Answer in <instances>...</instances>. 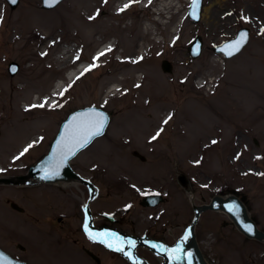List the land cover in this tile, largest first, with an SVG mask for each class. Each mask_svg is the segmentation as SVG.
<instances>
[{"label": "rangeland", "instance_id": "rangeland-1", "mask_svg": "<svg viewBox=\"0 0 264 264\" xmlns=\"http://www.w3.org/2000/svg\"><path fill=\"white\" fill-rule=\"evenodd\" d=\"M78 1L44 9L41 0H20L12 9L0 0V176L26 172L71 111L96 105L111 114L107 129L71 161L95 184V227L113 225L169 245L185 235L192 200L236 193L264 230V0H204L198 22L188 15L192 0ZM242 26L251 36L241 52L227 58L212 49ZM43 33L51 44L40 42ZM196 34L204 44L193 58L187 47ZM108 41L105 55H95ZM74 42L79 52L70 63L85 58L87 68L97 66L68 79L70 63L62 66L58 55ZM139 44L144 50L129 57ZM164 58L172 72L161 68ZM12 60L20 65L15 75L8 72ZM60 78L65 84L55 93ZM178 171L191 190L178 182ZM79 184H0V246L31 264H131L83 229L82 200L90 194ZM146 193L165 200L142 206ZM195 232L212 264H264V242L245 236L223 211H204ZM137 250L162 264L150 248Z\"/></svg>", "mask_w": 264, "mask_h": 264}, {"label": "water", "instance_id": "water-1", "mask_svg": "<svg viewBox=\"0 0 264 264\" xmlns=\"http://www.w3.org/2000/svg\"><path fill=\"white\" fill-rule=\"evenodd\" d=\"M10 4V7L12 9L16 8L20 0H17L15 4L11 3V0H7ZM63 0H59L58 3H56L53 6H49L45 0H41V7L45 9H51L56 7L59 3H61ZM202 7H203V0H199L198 4L194 7V0H192L188 15L194 22H198L201 19L202 14ZM193 12H195V16L193 15ZM241 34H246V38L240 47V50L238 52H234V55L239 53L244 46L248 43L250 39V28L247 26H242L238 29L236 35L228 40H225L219 44H216L212 47V49L216 52H222L226 57H232L228 56L226 54V51H222V49H226V47L230 44H232L234 41L240 38ZM203 37L200 34H197L194 36V38L191 40L190 44L188 45L187 49L189 54L195 58L197 57L203 48ZM231 50V49H227ZM12 68H15L16 71H12ZM20 65L17 61H10L8 64V72L11 75H15L19 71ZM161 68L166 72H172L173 71V63L167 59L164 58L161 61ZM91 112H100L103 113L106 117V123L105 127L103 129L102 134L106 131V128L108 126V123L110 121V113L105 110L102 107L96 106V105H89L81 108H77L73 111H71L67 117L62 121L60 128L58 130V133L54 137V139L51 142L50 148L46 154H44L41 158H39L34 163L30 164L28 167L27 172L21 173V174H15L10 176H0V184H13V185H36L41 182H60V181H78L81 183H84L88 186L90 196L85 204V220L83 224L88 225V229L94 233H109L113 234L109 236L108 238H100L103 239L105 244L108 246V244H112L113 249L122 248L123 251H119L122 253L132 264H151L145 257L141 256L137 251V246H131L126 242V238L134 240L137 245H143L150 247L152 250H154L156 253L163 256V264H212L210 263L204 256L196 238L195 233V226L198 223L200 216L202 212L206 210H219L226 212L229 217L234 222L235 226L244 234H246L249 238H254L260 241L264 242V230L259 228L257 222L254 220V218L251 216L250 211L247 207V204L243 201L242 198H240L235 193H227V194H220L216 193L212 196L211 200L207 203H201L197 204L194 200H192V206L194 210V216L191 220L190 224L187 226L186 233L183 237H180L177 239L175 243H173L170 246H167L163 244L161 241L156 239H151L146 236H136L132 234H127L124 231H122L120 228L110 225H104L101 227H95L93 224V214L90 208V201L95 196V184L79 172H77L71 165V160L74 158L82 149L86 148L88 145H90L93 140L101 136L102 134L95 136L92 138V140L89 141L87 145H85L83 148H79L75 155L68 156L67 160L64 161L62 164L59 161V148L58 145L61 142V137L68 134V131L71 130L73 124H74V118H80L83 116V114L91 113ZM136 155H139L138 151H135ZM145 157L143 156V159ZM58 169V175H53L50 178L45 179V173L52 172ZM177 180L178 182L186 189L191 190V183L188 176L183 171H178L177 174ZM165 200V197L160 193H147L145 194L142 199L140 200V204L143 206H156L159 203L163 202ZM11 206L19 211H23L24 208L21 207L16 202H11ZM230 206H236L238 208L237 213H233L229 211ZM105 217L107 220L111 222H116V218L110 214H105ZM245 225H250L253 229L252 232H248L245 228ZM185 236H187V239H185ZM153 245H156V247H153ZM177 245H181L182 252L180 253L181 256L184 258L178 261H174L170 258V255L168 252H163L161 249H173ZM87 252L97 261L100 262V258L91 250L87 249ZM127 253H131V257L127 255ZM191 254L190 257L187 254ZM0 264H29L27 261L17 259L13 257L11 254H9L6 250H4L0 246Z\"/></svg>", "mask_w": 264, "mask_h": 264}, {"label": "snow or ice", "instance_id": "snow-or-ice-1", "mask_svg": "<svg viewBox=\"0 0 264 264\" xmlns=\"http://www.w3.org/2000/svg\"><path fill=\"white\" fill-rule=\"evenodd\" d=\"M16 2L17 0H11V3L13 4H15ZM45 2L49 6H53L56 3H58L59 0H45ZM198 2L199 0H194V7L198 4ZM129 6H130L129 4H125L124 7L120 9V11H124ZM193 15L195 16V12H193ZM91 18H94V17H90V19ZM0 19H2V17H0ZM245 38H246V34H241L239 39L234 41L232 44L228 45L226 49H222V51H226V54L228 56H232L234 52H238L240 50V47L242 46ZM227 49H231V50H227ZM107 51H111V48H109ZM103 55H105L104 52L99 54V56H103ZM99 56L95 57L94 59H99ZM96 66L97 65L95 64L91 65L89 68L85 69V72L90 71L91 68L96 67ZM12 71L14 72L16 71V69L12 68ZM81 75H83V73ZM69 87H71V85H69ZM137 87H139V85H137ZM65 91H67V89H65ZM60 95L62 96L63 92H61ZM45 103H47V101L39 105H32L31 107H44ZM54 106H59V105H54ZM170 118L171 117H169V119ZM105 123H106V117L104 116L103 113H100V112L86 113V114H83V116L80 118H74V124L71 130L68 131L67 135L61 137V142L58 145V148H59L58 156H59L60 163L62 164L64 161H66L68 156L75 155L76 151L79 148H83L85 145H87L89 141L92 140L93 137L102 134L103 129L105 127ZM164 123H167V120H165ZM159 134L160 132H157L156 136H153L152 139L155 140L157 136H159ZM213 143H215V141H213ZM31 147L32 145H28V147L25 148L24 151L27 152L28 148H31ZM23 154L24 153L22 152L21 155ZM58 174H59L58 169L52 172L46 171L44 178L47 179L53 175H58ZM229 211L233 213H237L238 208L236 206H230ZM84 228L89 238L94 241L97 240L98 238H108L109 236L113 235L109 233H94L88 229L87 224L84 225ZM245 228L248 232L253 231L250 225H245ZM185 239H187V236H185ZM101 242H105V241L102 239ZM127 243L132 245L133 247L135 246L134 241L129 240L127 241ZM108 247L111 248L112 244H108ZM153 247H156V245H153ZM116 250L123 251L122 248H117ZM161 251L168 252L170 255V258L174 261H178L184 258L183 256L180 255V253L182 252L181 245H177L175 248L170 249V250L161 249ZM127 255L131 257V253H127ZM187 255L190 257L191 254L189 253Z\"/></svg>", "mask_w": 264, "mask_h": 264}, {"label": "bare ground", "instance_id": "bare-ground-1", "mask_svg": "<svg viewBox=\"0 0 264 264\" xmlns=\"http://www.w3.org/2000/svg\"><path fill=\"white\" fill-rule=\"evenodd\" d=\"M211 1H213V0H211ZM210 1V2H211ZM218 1V3L221 5V4H224V0H217ZM80 2H86L87 3V0H79L78 1V3L80 4ZM210 12V7L209 6H207L206 7V13H209ZM41 41L40 42H42V43H44V44H51V41L49 42V37H50V35L49 34H47V33H43V34H41ZM138 47H140L139 48V50H136V48L137 47H133V48H131L128 52H129V57H131V58H134V57H136L137 56V54H138V51H143L144 50V44H139L138 45ZM245 47V46H244ZM243 50V49H242ZM79 52V46L77 45V43L76 42H74L72 45H70V46H68V45H65L64 46V50H63V52L62 53H60L59 55H58V58L62 61V66H63V64H68V63H70V61H71V59H72V57H75V54H77ZM241 52V51H240ZM46 53H47V50H45V51H43V52H40L39 53V56L40 57H42L43 59L46 57ZM47 66V65H46ZM46 69V68H45ZM80 73V71H79V69L78 70H76V71H72V72H69L68 74H67V77L69 78V79H74V78H76L77 77V75ZM65 84V82H62L61 80H59V79H57V81H56V83H55V86H54V92H58L59 90H60V88H62V86ZM60 183V185L61 186H67V185H71V184H74V185H77V186H79L80 184V182H78V181H60L59 182ZM83 203H86L87 202V199L86 198H84L83 200ZM129 240H131V241H134V240H132V239H129V238H126V242L127 241H129ZM135 242V241H134ZM130 245V244H129ZM132 246V245H131ZM135 246H138L137 245V243L135 242ZM159 256V255H158ZM161 257V256H160Z\"/></svg>", "mask_w": 264, "mask_h": 264}]
</instances>
